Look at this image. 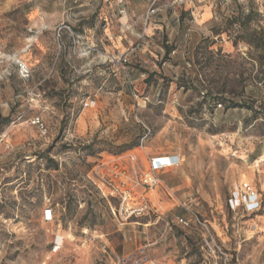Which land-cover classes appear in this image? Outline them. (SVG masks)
<instances>
[{
    "label": "rangeland",
    "instance_id": "obj_1",
    "mask_svg": "<svg viewBox=\"0 0 264 264\" xmlns=\"http://www.w3.org/2000/svg\"><path fill=\"white\" fill-rule=\"evenodd\" d=\"M263 44L259 0H0V264H152L170 235L126 243L123 228L189 218L176 200L230 264H264ZM157 154L180 164L143 192ZM114 165L146 197L142 219L118 215L103 185ZM241 182L259 211L230 209ZM184 230L188 264H210L200 230Z\"/></svg>",
    "mask_w": 264,
    "mask_h": 264
},
{
    "label": "built area",
    "instance_id": "obj_2",
    "mask_svg": "<svg viewBox=\"0 0 264 264\" xmlns=\"http://www.w3.org/2000/svg\"><path fill=\"white\" fill-rule=\"evenodd\" d=\"M261 8L264 13V0H259ZM68 29L66 26H62L58 29ZM19 74L23 78L28 77V70L22 64H18ZM90 102H85L84 107H89ZM31 124L39 127L41 131H45L44 125L39 118L31 120ZM146 134L140 144L143 146V141L146 139ZM6 133L0 134V142L6 141ZM132 160L135 157H131ZM180 164V158L176 155H160L148 158V168L143 172L140 183L143 188V192H147L155 189L162 182L158 176V172L166 169L177 167ZM126 172L120 170L117 165L113 166V173L111 176L103 179V185L108 188V194L118 199L117 213L124 222L131 220L132 218H141L149 214L150 208L144 195L137 196L133 193L132 189L127 188ZM169 197L174 199L173 193L166 192ZM175 200V199H174ZM177 205L184 209L189 218H177V224L183 228H189L191 223L196 226L201 232V250L203 251L204 258L210 260V264H230L231 258L225 251L219 240L213 233L208 222L202 220L197 213L191 208V206L185 202L176 200ZM260 198L256 189L249 182H241L236 185L231 192L229 199V207L231 210L241 209L246 213H255L260 209Z\"/></svg>",
    "mask_w": 264,
    "mask_h": 264
},
{
    "label": "crops",
    "instance_id": "obj_3",
    "mask_svg": "<svg viewBox=\"0 0 264 264\" xmlns=\"http://www.w3.org/2000/svg\"><path fill=\"white\" fill-rule=\"evenodd\" d=\"M204 17H208V12H203ZM164 154H157L155 156H160ZM171 156V154H169ZM154 157V156H153ZM102 170H99L101 172ZM171 171V170H170ZM166 170H162L158 172V176L163 184H166ZM110 173V170L107 171V174ZM113 173V172H112ZM108 191V190H107ZM169 192L174 193L173 189L170 187ZM149 208L151 209L149 203ZM172 211V209H171ZM162 215V214H161ZM170 217L166 218L163 216L156 217L153 221H145L140 222L138 220L130 221L126 223V226L123 228V236L126 243L128 242H134L136 243L137 240H140V233H144L146 235L151 234V237H153V234H161L168 233L171 238V244L168 254L164 257L163 255H157L156 257L152 258V264H188L189 259L187 257V243L185 241V238L181 240V237L177 235L179 231L184 233L185 235H188L189 232L185 231L182 226L177 224L176 219L177 218H184L187 219L185 216H175L173 212H169ZM142 219V218H141ZM134 225L142 227L141 229L139 227H135ZM147 227H151L148 229ZM141 230V232L139 231ZM183 246V248H182Z\"/></svg>",
    "mask_w": 264,
    "mask_h": 264
},
{
    "label": "trees",
    "instance_id": "obj_4",
    "mask_svg": "<svg viewBox=\"0 0 264 264\" xmlns=\"http://www.w3.org/2000/svg\"><path fill=\"white\" fill-rule=\"evenodd\" d=\"M257 45H259V44H257ZM263 51H264V44H263ZM239 107H245L246 109H248V110H252V106L251 105H249V104H240L239 105ZM255 114H256V112L255 111H253V116H252V118H255ZM136 146V145H135ZM89 147V146H88ZM89 155V154H88ZM58 168V166H57V164H55V168L54 169H57Z\"/></svg>",
    "mask_w": 264,
    "mask_h": 264
}]
</instances>
